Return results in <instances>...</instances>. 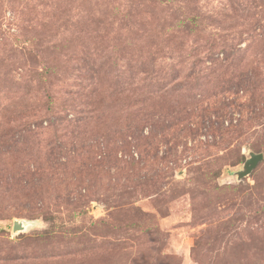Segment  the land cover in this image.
Segmentation results:
<instances>
[{
  "label": "rangeland",
  "instance_id": "374dc122",
  "mask_svg": "<svg viewBox=\"0 0 264 264\" xmlns=\"http://www.w3.org/2000/svg\"><path fill=\"white\" fill-rule=\"evenodd\" d=\"M250 151L264 0H0V264H264Z\"/></svg>",
  "mask_w": 264,
  "mask_h": 264
},
{
  "label": "water",
  "instance_id": "95a60500",
  "mask_svg": "<svg viewBox=\"0 0 264 264\" xmlns=\"http://www.w3.org/2000/svg\"><path fill=\"white\" fill-rule=\"evenodd\" d=\"M264 159L263 153H255L250 151L249 157L246 159L241 169L235 173L238 181L249 176L258 166V164ZM33 226V222L26 219H18L14 221L13 233L18 234L28 231Z\"/></svg>",
  "mask_w": 264,
  "mask_h": 264
},
{
  "label": "trees",
  "instance_id": "16d2710c",
  "mask_svg": "<svg viewBox=\"0 0 264 264\" xmlns=\"http://www.w3.org/2000/svg\"><path fill=\"white\" fill-rule=\"evenodd\" d=\"M91 96H92V99H93V98L95 99V101H93V102H91V103H89V102H85L86 107H88V105H89V106H94L95 103H96V100H101L102 98H104V97L102 96V94L99 93L97 90H95L94 93L91 94ZM93 96H94V97H93ZM92 99H90V100H92ZM105 99H107V98L105 97ZM38 176H40V175H38Z\"/></svg>",
  "mask_w": 264,
  "mask_h": 264
}]
</instances>
